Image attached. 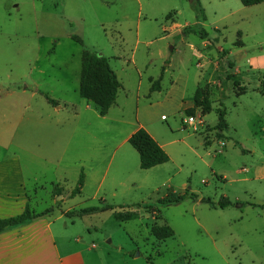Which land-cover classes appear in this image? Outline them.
I'll list each match as a JSON object with an SVG mask.
<instances>
[{"label": "rangeland", "instance_id": "374dc122", "mask_svg": "<svg viewBox=\"0 0 264 264\" xmlns=\"http://www.w3.org/2000/svg\"><path fill=\"white\" fill-rule=\"evenodd\" d=\"M199 2L205 21L187 0H0V158L19 157L33 214L59 211L65 219H53L54 228L77 237L98 264H264V1ZM84 51L103 57L122 85L105 117L85 111L79 96ZM47 97L90 124L86 147L101 150L107 169L95 199L91 179L69 198L84 174L71 158L86 151L70 146L60 159L78 120L54 113ZM219 113L227 125L220 136ZM130 124L164 145L166 164L142 171L129 144L116 150ZM129 176L133 189L121 179ZM170 191L196 200L160 207ZM221 199L230 206L206 203ZM101 206L113 210L72 215ZM133 211L135 220L116 218ZM154 223L174 238L157 240Z\"/></svg>", "mask_w": 264, "mask_h": 264}, {"label": "crops", "instance_id": "0c3cea01", "mask_svg": "<svg viewBox=\"0 0 264 264\" xmlns=\"http://www.w3.org/2000/svg\"><path fill=\"white\" fill-rule=\"evenodd\" d=\"M85 105V111L92 106L87 103ZM114 106L118 107L116 104ZM63 109L70 110L73 114L72 119L76 118L78 121L75 122V125L69 131V145L63 150L60 159L64 160L67 158L70 146H73L75 151H86L84 154L78 153V158L72 157L71 159L72 162L75 161V163L84 169V187L87 186L88 180L91 179L94 182L95 190L91 195V199H95L99 196L106 179L107 169L103 172L102 168L105 161L100 155L101 150L94 152V150L92 151L91 149L90 151L86 147L88 143L92 142L93 136L88 133V130L84 126L85 123L83 122L81 111L79 113L76 112L73 106L70 108L57 107L53 108V111L58 114ZM85 125L90 126V124ZM128 126H130L128 127L129 131L121 139L116 150L126 146L130 136L138 129H145L141 125L130 124ZM146 132L156 141L150 132L147 130ZM84 136L88 137V140L84 141ZM77 137L78 140L76 141ZM157 144L165 151L164 145H161L159 142ZM128 153L131 152L128 151ZM128 153H124L126 158L128 157ZM131 178L132 176L121 178L125 179V183H129L126 185L128 187H125L127 189H133L132 187L136 186L135 181L131 180ZM112 181H115L118 185L125 186V183H122L117 177L113 178ZM57 187L61 188L59 185ZM114 194L112 193L113 196ZM29 199L24 170L19 157L13 155L0 158V220L21 215L26 206L29 205ZM55 218L57 221L65 219L59 211L54 210L47 217L1 233L0 264H98L100 259L97 256H92L91 250L84 249L81 246L84 244L77 237H69L62 232L58 233V230L54 228V221H52Z\"/></svg>", "mask_w": 264, "mask_h": 264}, {"label": "trees", "instance_id": "16d2710c", "mask_svg": "<svg viewBox=\"0 0 264 264\" xmlns=\"http://www.w3.org/2000/svg\"><path fill=\"white\" fill-rule=\"evenodd\" d=\"M264 0H239L240 4L243 7H253L263 3ZM197 20L205 21L204 9L202 8L199 0H194L191 4ZM190 34H193L200 39H205L207 34L203 30H193L190 31ZM74 42L78 45H82V41L74 37ZM83 70L81 73V83L79 87V96L81 99L85 100L87 103L93 104L97 109L98 115L100 117L107 116L111 107L116 103L117 96L121 90V82L116 77L115 73L110 69L108 62L103 57H96L91 55L88 51L83 52ZM99 76V77H98ZM156 87V89H154ZM160 90L158 82L153 85V91ZM264 95V87H263ZM201 98L200 91H196L194 95L195 103ZM48 103L53 107H57L55 100L46 98ZM227 125L224 120V113H219L218 115V136H220L223 130H226ZM128 144L130 147L138 154L139 157V168L142 171H148L157 166L166 164L169 161V157L166 152L157 144V142L143 129H138L133 133L128 139ZM84 185V174L80 172L79 179L76 185V188L71 192L70 197H76L81 194V190ZM60 194L58 193V196ZM186 198H189L193 201L196 200V196L189 195L187 191L183 195H179L170 191L165 198L158 201L160 207H170L176 206L182 203ZM210 208L216 210H224L230 206L228 200L221 199L219 203L213 204L210 201H206ZM146 210H153V213H159V208H153L151 206H143ZM139 209L140 206L134 207ZM113 210L111 206H101V207H88L83 208L72 213L74 218L83 219L95 214L107 212ZM52 212V211H51ZM48 213L34 215L30 206L27 205L25 210L21 215H18L9 219L0 220V234L8 230L25 226L31 223L34 220L47 217ZM139 217L138 211L127 212L124 215L116 216V218L130 221L135 220ZM160 232H164L160 234ZM152 235L159 241H164L167 239L174 238L173 230L168 227L166 224L159 226L157 223H154L151 227Z\"/></svg>", "mask_w": 264, "mask_h": 264}, {"label": "built area", "instance_id": "2783aa9c", "mask_svg": "<svg viewBox=\"0 0 264 264\" xmlns=\"http://www.w3.org/2000/svg\"><path fill=\"white\" fill-rule=\"evenodd\" d=\"M194 118L193 117H188L185 121H184V123L185 124H187V125H189V126H193L194 125Z\"/></svg>", "mask_w": 264, "mask_h": 264}, {"label": "water", "instance_id": "95a60500", "mask_svg": "<svg viewBox=\"0 0 264 264\" xmlns=\"http://www.w3.org/2000/svg\"><path fill=\"white\" fill-rule=\"evenodd\" d=\"M194 0H187L189 4H192Z\"/></svg>", "mask_w": 264, "mask_h": 264}]
</instances>
